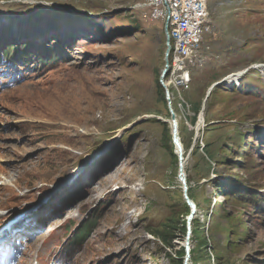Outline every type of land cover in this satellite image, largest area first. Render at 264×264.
Returning a JSON list of instances; mask_svg holds the SVG:
<instances>
[{"label":"rangeland","instance_id":"obj_1","mask_svg":"<svg viewBox=\"0 0 264 264\" xmlns=\"http://www.w3.org/2000/svg\"><path fill=\"white\" fill-rule=\"evenodd\" d=\"M138 1L0 0V52L27 45L25 54L36 55L25 69L15 61L0 66V229L10 224L25 244L17 264H175L184 248L186 215L175 207L178 163L164 128L142 124L169 120L156 92L165 65L163 24L147 22L141 13L149 9H138ZM206 7V35L187 69L189 84L165 85L182 126L193 219L201 223L207 255L236 243L220 264H264V216L238 210L234 225L243 229L234 241L222 219L231 208L219 205L227 189L249 185L239 168L242 154L226 147L233 132L243 134V146L258 147L252 178L264 198V0H206ZM28 13L52 20H26ZM50 55L57 59L38 64ZM8 79L11 88L3 87ZM241 81L251 87L241 91ZM105 144L108 154L55 190ZM94 214L93 233L73 252L66 227ZM152 231H167L170 246ZM190 246L197 243L190 239ZM201 253L195 252L200 264H214Z\"/></svg>","mask_w":264,"mask_h":264},{"label":"trees","instance_id":"obj_2","mask_svg":"<svg viewBox=\"0 0 264 264\" xmlns=\"http://www.w3.org/2000/svg\"><path fill=\"white\" fill-rule=\"evenodd\" d=\"M15 9H17V7H23L26 5L23 4H16L14 5ZM69 17L71 14H68ZM26 20H36L39 21L41 20V18L45 19V20H52L50 18H48L47 16L42 17L40 15H30L29 13L27 14L26 17H24ZM21 21H24L21 20ZM163 30V27H162ZM123 31V30H121ZM45 46V45H44ZM27 47V45H16V47L13 49L11 46H7L5 48L4 51V57L6 59V61L8 59H21L24 57H28V60H32L34 55H26L25 54V48ZM17 53V54H15ZM51 58V57H50ZM24 60V59H22ZM49 64V61H46ZM53 62V61H50ZM39 63L44 64V61H40ZM166 79V75L164 76V80ZM249 82V81H248ZM245 81L241 82V91H245L246 89H249L251 86V83H248ZM253 84V83H252ZM253 89V87H252ZM236 90L232 91L231 97L232 96H236ZM156 92L158 93V95L160 96V101H163V103H165V97H164V89L163 87L160 85L159 82H156ZM213 91L210 94V97L212 95ZM235 93V94H234ZM233 94V95H232ZM167 104V103H166ZM172 108L174 110V113L176 115L175 112V106L173 105V101H172ZM209 108V105H208ZM200 107L194 108L193 109V118L191 119V124L194 123L195 121V114L198 113ZM158 113V112H156ZM149 115H153V114H149ZM165 119L169 118V112H168V108L165 112ZM144 124H159L164 128L165 131V144L168 147L169 151H170V155L172 157V160L175 164L178 163V159L177 156L173 153V149L174 146L172 144L171 141V132H170V128L169 125L166 123H162L159 120L156 119H149L146 120L142 123ZM141 124V125H142ZM208 126H206L205 128H207ZM136 128V125L135 127ZM134 128L132 129L131 132L134 131ZM181 130H182V126L181 123L178 124V134L179 136H181ZM131 132L125 134V136L123 137V142L125 141V138L130 136L128 134H130ZM226 141V147H233L232 149H234V151L231 152L238 155V154H242V158H241V163L239 165V168L244 171L247 176L242 177L243 180H245L249 185L245 186V188H230L227 189L226 193H223L221 198H222V202L219 203L220 208L224 209V206L227 205L231 208V213L232 215H225L224 217L222 216V219L228 224L230 225L231 229H227V230H231V233H229V236L234 240L237 241L238 238L240 237L241 231L243 229V225L242 223H239L238 225H234L236 224V217L239 215V211L238 210H254L255 214L264 216V198L262 196H260L258 193L254 192V186H253V178H252V174L254 173V175L256 176L257 173H255L254 171V164L252 161V155L254 153H256L258 151V147L253 145L252 147H250L249 149L247 148V146H243L242 145V141H243V134H238L237 132H233L230 135H228L225 138ZM198 146H196L192 151V154L194 153V155H196L198 153ZM247 148V149H246ZM202 150V149H201ZM244 153V154H243ZM226 155H229V151H225ZM228 173L230 174V170L229 168L227 169ZM237 174V173H235ZM237 176V175H236ZM186 182H187V178H186ZM187 184V183H186ZM187 186V185H186ZM215 189H217V187H215ZM179 195V202H181V204L176 205L175 207H178V211L180 210L181 215H188L189 213V208L185 203L184 197H183V191H182V186L178 183L177 184V192ZM187 197L191 200V195H190V191L189 188H187ZM263 208V209H261ZM98 216L91 215L88 219L83 220L80 224L78 225H74V224H69L68 227H66L67 230H73L72 234H71V244L70 247L72 249L78 250L79 248H81L85 242L88 240V238L90 237V235L93 233L96 223L98 221ZM194 218V217H193ZM191 220L190 223V239L194 240L197 243V247L196 249H190V264H200V260H199V254H195V252L197 250H199L200 252L202 251V256H205V258L207 259V262H209V259H211L214 264H220V260H221V256L222 253H227L229 251L234 252L235 250H237V247H235L234 245H236V243H234V245H230L233 246L232 250L230 249V247L228 245H225V249L219 251V250H215V251H210V255H207L205 252V241L203 239L202 236V231L200 230V226L201 223H199L197 220ZM183 231L185 230V222L183 221L181 224ZM217 228V227H216ZM153 232V231H152ZM156 236H158V238L161 239V241L167 245L170 246L171 244V237L170 239L168 238V236H171L167 233V231H162V232H153ZM227 234V232H226ZM152 236V235H151ZM154 237V236H153ZM169 239V240H168ZM209 252V249H208ZM184 258H185V251L184 248L181 249V251L178 252V256H177V260L173 261L175 264H183L184 262Z\"/></svg>","mask_w":264,"mask_h":264},{"label":"built area","instance_id":"obj_3","mask_svg":"<svg viewBox=\"0 0 264 264\" xmlns=\"http://www.w3.org/2000/svg\"><path fill=\"white\" fill-rule=\"evenodd\" d=\"M134 5L136 7L151 6V13H141L147 22L159 21L161 24H165V20H158V12L174 15V27H178V36L182 44V55L179 57L180 68H178L175 78L180 81V90H185L183 77H179V70H187L195 66V57H199L198 45L202 44L206 34H200V31H197L196 22L204 18L206 0H139Z\"/></svg>","mask_w":264,"mask_h":264},{"label":"bare ground","instance_id":"obj_4","mask_svg":"<svg viewBox=\"0 0 264 264\" xmlns=\"http://www.w3.org/2000/svg\"><path fill=\"white\" fill-rule=\"evenodd\" d=\"M167 1H174V0H167ZM139 2V1H138ZM137 2V3H138ZM138 9H149V12L147 11V13H151V6H138ZM207 7L205 6L204 9V18H201L198 22H196V29L197 31H200V34H204L206 32V20H207ZM158 20H165V24H166V29L168 32V38H169V44H170V48H169V53H168V69H167V74L168 76H166V81H165V85H173V87H175L176 89L180 88V81H178V79L175 78L177 72H178V68H180V55H182V44H181V40L179 39L178 36V27H174L175 26V18L174 15H166L165 12H158ZM163 24V27L164 25ZM200 45H198V50H199ZM197 57H195L196 59ZM179 77H183V87H186L189 82H190V74L188 70H179ZM233 78H231L232 80ZM201 118H199V123H201ZM179 136V135H178ZM179 144L182 148V157H183V173L186 179V175L184 172V166L186 165V159L184 156V147L181 143V141L179 140ZM9 184V183H8ZM187 187V186H186Z\"/></svg>","mask_w":264,"mask_h":264},{"label":"water","instance_id":"obj_5","mask_svg":"<svg viewBox=\"0 0 264 264\" xmlns=\"http://www.w3.org/2000/svg\"><path fill=\"white\" fill-rule=\"evenodd\" d=\"M163 33H164V39H165V53H164V62H165V65H164V68L161 72V76H160V84L164 87V85L162 84V81L165 74L167 73V69H168V53H169V38H168V32H167V29H166V24L164 25L163 27ZM214 87V86H213ZM213 87H211L207 92H206V95H205V100L203 101V104H202V107H201V112L199 114V118L202 119L203 121V118H202V112H203V105H204V102L206 101V99L209 97L210 95V91L213 89ZM198 118V120H199ZM170 120L172 122V132H173V142H174V145H175V148H176V153H177V156H178V174H177V179L180 183V185L182 186V191H183V197H184V200H185V203L190 207L191 211L187 217V222H186V225H187V233H186V237H185V245H184V248H185V252H186V260L188 261L190 259V249H191V246H190V223H191V220L193 219L194 215H195V207L194 205L191 203V201L189 200V198L187 197V187H186V179H185V176H184V173H183V157H182V148L179 144V140H178V136H177V131H176V124H175V115L170 112ZM95 154H98V153H95ZM94 154V155H95ZM94 155H92L91 157H89L88 159H86L84 162H82L81 164V167L83 168V172L86 171L89 166L91 165V161L94 159Z\"/></svg>","mask_w":264,"mask_h":264}]
</instances>
